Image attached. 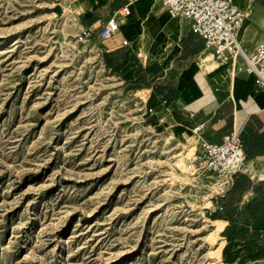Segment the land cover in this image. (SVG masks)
Returning a JSON list of instances; mask_svg holds the SVG:
<instances>
[{"label":"rangeland","instance_id":"obj_1","mask_svg":"<svg viewBox=\"0 0 264 264\" xmlns=\"http://www.w3.org/2000/svg\"><path fill=\"white\" fill-rule=\"evenodd\" d=\"M240 7L264 44V8ZM86 31L70 0H0V264H225L226 238V264H264L245 221L209 220L220 179L176 165L196 135L147 113Z\"/></svg>","mask_w":264,"mask_h":264},{"label":"crops","instance_id":"obj_2","mask_svg":"<svg viewBox=\"0 0 264 264\" xmlns=\"http://www.w3.org/2000/svg\"><path fill=\"white\" fill-rule=\"evenodd\" d=\"M70 1L81 28L96 38L107 20L130 4L131 14L122 20L118 34L100 40L103 56L123 81L147 86L143 104L147 113L153 110L159 124L178 134H194V128L204 124L196 134L200 147L203 142L220 143L233 132L241 134L247 157L243 171L212 199L206 214L211 222H223L220 234L234 222L245 221L256 241L264 239V95L254 76L205 61L203 39L192 31L189 20L171 18L162 0ZM256 5L264 8V1ZM240 39L248 51L255 48L241 34ZM225 240L221 256L227 248L225 255L235 261L229 256L232 239Z\"/></svg>","mask_w":264,"mask_h":264},{"label":"built area","instance_id":"obj_3","mask_svg":"<svg viewBox=\"0 0 264 264\" xmlns=\"http://www.w3.org/2000/svg\"><path fill=\"white\" fill-rule=\"evenodd\" d=\"M162 3L171 18L191 22L192 31L203 39L218 66H229L234 74L254 76L257 90L264 95V44L252 51L244 47L240 34L245 13L234 0H162ZM130 14V4L117 10L100 28L99 40L116 36L122 20ZM84 34L90 35V31ZM204 127V124L196 126L194 134H199ZM201 147V155L195 162L197 171L230 181L243 171L247 157L241 134L233 132L225 135L220 143L203 142Z\"/></svg>","mask_w":264,"mask_h":264},{"label":"bare ground","instance_id":"obj_4","mask_svg":"<svg viewBox=\"0 0 264 264\" xmlns=\"http://www.w3.org/2000/svg\"><path fill=\"white\" fill-rule=\"evenodd\" d=\"M239 4L245 8L246 16H247V18H250V20L252 22H254L257 18L260 17V14L257 13L258 6L252 0H239ZM246 33H248L247 29H246ZM145 96L143 94V97H142L143 100H146ZM188 141L191 142V147L189 149V153L182 154L180 156V158L177 160L176 165L182 170L181 172H183L185 174L188 172H192L193 174H195L194 173V171L196 169L195 162L198 160V157L192 152L198 146V143H199L198 137H193V138L189 139ZM204 173H207V172L202 171V174H204ZM206 178L209 180L211 177L206 176ZM230 184H231L230 180L220 179L219 183L216 184L214 192L216 194L224 193L229 188ZM212 240L214 241L215 238H213ZM220 254H221V250L219 248L218 249V256Z\"/></svg>","mask_w":264,"mask_h":264},{"label":"trees","instance_id":"obj_5","mask_svg":"<svg viewBox=\"0 0 264 264\" xmlns=\"http://www.w3.org/2000/svg\"><path fill=\"white\" fill-rule=\"evenodd\" d=\"M108 65V64H107ZM240 174V173H239ZM238 175V174H237ZM235 175V176H237ZM230 250V249H229ZM227 252V248L224 249V260H225V263H230L233 261V258H230L228 256L225 255V253ZM230 253V252H229Z\"/></svg>","mask_w":264,"mask_h":264}]
</instances>
